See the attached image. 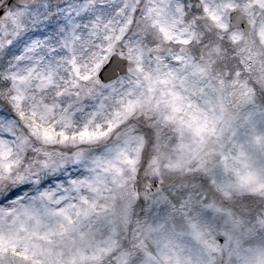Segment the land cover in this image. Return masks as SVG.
<instances>
[{
    "label": "snow or ice",
    "instance_id": "1",
    "mask_svg": "<svg viewBox=\"0 0 264 264\" xmlns=\"http://www.w3.org/2000/svg\"><path fill=\"white\" fill-rule=\"evenodd\" d=\"M0 264H264V0H0Z\"/></svg>",
    "mask_w": 264,
    "mask_h": 264
}]
</instances>
